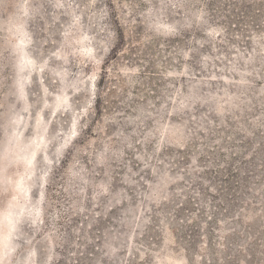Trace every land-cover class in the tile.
Returning <instances> with one entry per match:
<instances>
[{
	"label": "rangeland",
	"instance_id": "1",
	"mask_svg": "<svg viewBox=\"0 0 264 264\" xmlns=\"http://www.w3.org/2000/svg\"><path fill=\"white\" fill-rule=\"evenodd\" d=\"M0 264H264V0H0Z\"/></svg>",
	"mask_w": 264,
	"mask_h": 264
}]
</instances>
